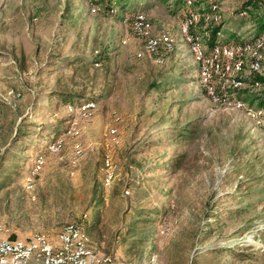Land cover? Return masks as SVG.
<instances>
[{
	"label": "rangeland",
	"instance_id": "obj_1",
	"mask_svg": "<svg viewBox=\"0 0 264 264\" xmlns=\"http://www.w3.org/2000/svg\"><path fill=\"white\" fill-rule=\"evenodd\" d=\"M184 1L0 0L6 235L74 222L96 264H264V41L203 79L179 31L195 9L206 55L216 27L262 38L264 0Z\"/></svg>",
	"mask_w": 264,
	"mask_h": 264
},
{
	"label": "bare ground",
	"instance_id": "obj_2",
	"mask_svg": "<svg viewBox=\"0 0 264 264\" xmlns=\"http://www.w3.org/2000/svg\"><path fill=\"white\" fill-rule=\"evenodd\" d=\"M192 4L191 0H187L185 6H190ZM189 14L181 21L179 25V31L184 41L189 45V49L192 54L198 59H204V68L201 63V74L203 79L212 78V73L221 72L222 77L226 76L229 79L232 78L233 74L240 72L243 69V57L249 54H255L256 51L260 50L263 45L264 37L257 38L252 37L250 41H243L237 43H229L226 45L214 44L211 46L209 53L205 54V49L201 44V40L196 34H192L190 31L192 27L196 25L199 21L203 20L204 15L200 10L188 11ZM141 14H137L134 17V26L138 27L142 19ZM184 22V23H182ZM255 38V39H254ZM154 43L149 41L145 48L151 50ZM224 56L230 60V64H219V57ZM251 70H257L259 68V62L255 61L250 64ZM227 81V80H226ZM214 100H218V96L214 93L213 89L209 87L207 90ZM0 225H2L0 223ZM77 232H79L80 239L77 238ZM58 242H71L72 248H88V242L84 231L81 229L78 223H68L63 226L59 233ZM48 239V237L43 233H36L32 238L26 240V248L36 247V239ZM5 255L8 259H15L18 255V248H13L12 246H5ZM46 264H60V260L46 261Z\"/></svg>",
	"mask_w": 264,
	"mask_h": 264
},
{
	"label": "built area",
	"instance_id": "obj_3",
	"mask_svg": "<svg viewBox=\"0 0 264 264\" xmlns=\"http://www.w3.org/2000/svg\"><path fill=\"white\" fill-rule=\"evenodd\" d=\"M201 63L204 68V59H201ZM3 231V225H0V233ZM26 239L28 238L0 237V264H46V261L53 260H60V264H96L95 257H89L87 247L72 248V241L55 242V238L39 239L38 237L36 247L26 248ZM72 239H80L79 232H77V238ZM5 246L18 248L15 259L6 257Z\"/></svg>",
	"mask_w": 264,
	"mask_h": 264
},
{
	"label": "trees",
	"instance_id": "obj_4",
	"mask_svg": "<svg viewBox=\"0 0 264 264\" xmlns=\"http://www.w3.org/2000/svg\"><path fill=\"white\" fill-rule=\"evenodd\" d=\"M186 1L187 0H185L184 2V4H186ZM204 1V0H203ZM200 1H195V3L197 4V3H199ZM259 1H246V2H244V4H246V5H254L255 3H258ZM185 6V5H184ZM262 7L264 8V5L262 4ZM133 12V11H132ZM245 12V11H244ZM246 13V12H245ZM184 14H185V12H184ZM184 17V16H183ZM256 24H257V34L256 35H259V34H261V33H263L264 32V15H262V16H260V17H258L257 18V20H256ZM216 30H217V27L215 28ZM213 30L212 31V36H211V38L210 39H208V41H209V45H210V47L213 45V44H215L216 42H217V39H216V37H215V31L216 30ZM219 31V30H218ZM255 35V36H256ZM63 95V94H62ZM65 95V94H64ZM66 102H68V103H73V104H75L74 102H70V101H66ZM260 102V101H259ZM260 104V106H262V107H264V100H262V102H260L259 103ZM262 108H260V110H261ZM264 126V125H263ZM9 148H5L4 150L5 151H3L1 154H0V174L1 173H3L4 171H5V168H6V161H8V159H9V156L7 155L8 154V150ZM10 238H14V237H10Z\"/></svg>",
	"mask_w": 264,
	"mask_h": 264
},
{
	"label": "crops",
	"instance_id": "obj_5",
	"mask_svg": "<svg viewBox=\"0 0 264 264\" xmlns=\"http://www.w3.org/2000/svg\"><path fill=\"white\" fill-rule=\"evenodd\" d=\"M28 186H30V185H28ZM2 225H3V224H2ZM42 233H43V232H42ZM58 234H59V232H58ZM58 234H57V235H54V236H50V237L48 236V237H49L50 239H54V238H55V242H58V240H59V236H58ZM0 237H2V238H3V237H8V235H6L5 232H1V233H0ZM29 238H30V237H29ZM29 238H28V239H29ZM28 239H26V240H28Z\"/></svg>",
	"mask_w": 264,
	"mask_h": 264
}]
</instances>
